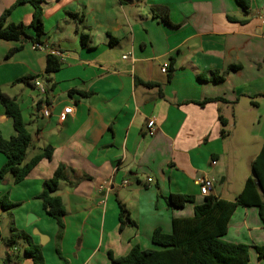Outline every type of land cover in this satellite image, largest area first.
Returning a JSON list of instances; mask_svg holds the SVG:
<instances>
[{"label":"crops","instance_id":"1","mask_svg":"<svg viewBox=\"0 0 264 264\" xmlns=\"http://www.w3.org/2000/svg\"><path fill=\"white\" fill-rule=\"evenodd\" d=\"M18 1L0 0V16ZM250 1L245 11L236 0H45L41 42L63 53L60 69L50 76L45 75L48 53L32 49L34 9L29 3L16 5L9 22L23 23L27 38L10 59L8 52L22 43L0 41V89L34 77L13 87L20 95L6 94L20 105L33 136L27 159L47 146L54 152L22 182L15 184L10 174L0 179V197L19 204L0 207V264H8L7 254L10 264H34L24 257L25 244L5 243L13 230L42 246L46 264H112L110 253L120 258L137 245L159 249L154 231L171 234L174 219L192 217L204 202L202 178L215 180L210 195L235 200L216 186V178L229 181L225 170L236 137L244 139L246 127L256 128L248 139L254 144L251 164L264 143V0ZM162 15L171 25L160 20ZM82 33L91 37L87 47ZM213 73L224 80L214 82ZM36 78L45 94L35 86ZM205 99L222 101L196 103ZM47 106L48 118L42 113ZM67 107L73 112L61 121ZM152 119L155 136L147 133ZM15 134L0 103V136ZM6 160L0 153V169ZM60 166L65 178L55 195L66 209L61 256L57 221L38 198ZM172 194L195 201L171 207ZM121 207L132 221L122 230ZM224 240L251 246L250 263L264 264L255 249L264 246L259 208L239 207Z\"/></svg>","mask_w":264,"mask_h":264},{"label":"trees","instance_id":"2","mask_svg":"<svg viewBox=\"0 0 264 264\" xmlns=\"http://www.w3.org/2000/svg\"><path fill=\"white\" fill-rule=\"evenodd\" d=\"M123 1V0H122ZM245 10L250 8V0H236ZM45 0H19L16 5L29 3L33 9V20L31 27L35 30V37L32 43L41 42L44 35L43 4ZM5 10L0 16V41L23 42L27 38L25 25L23 23H10L9 17L16 7ZM72 17L76 15L71 14ZM161 21L171 25L167 15L158 16ZM81 44L87 47L91 42V37L81 34ZM116 40L112 39L111 44ZM23 48V43L11 49L6 59H10ZM61 67L59 58L48 54L45 75L50 76ZM237 67H231L235 70ZM34 77H24L15 83H30ZM214 82L219 83L224 77L218 73L212 74ZM155 87L153 84H145ZM79 94L87 97L88 93L72 91L71 94ZM212 101H222V99H205L197 104L204 106ZM0 103L6 115L13 120L16 134L10 139L0 136V153L5 155L6 163L0 169V179L6 175H11L14 183L24 181L32 170L43 160L50 161L53 157V148L47 146L30 160L27 159L29 149L33 144L27 125L25 124L23 113L16 99L3 93L0 89ZM223 127L227 125L222 117L220 118ZM222 136H225L222 130ZM65 178V168L60 166L50 180L43 185V191L39 199L51 210V215L57 221V252L61 256L60 242L65 229L64 219L66 209L62 199L56 196L59 183ZM195 198L191 195L172 194L168 198L171 207L183 208L187 203H194ZM0 207L4 209H15L19 204L12 203L8 195L0 197ZM239 207H258L260 215L264 218V143L262 148L252 163V175L246 180L242 191L234 201H228L213 195L204 198L201 205H196L194 215L187 218H177L173 220V230L171 234H165L161 229L154 231L152 241L159 249L144 250L140 246H135L127 256L116 258L109 254L112 264H251V246L242 243H231L224 240L229 228V223L235 211ZM129 214L124 207H121L120 230L131 224ZM25 244L24 257L31 259L34 264H46L42 246L35 244L32 237L24 232L13 230L10 238L5 240L9 247H14L20 242ZM259 256L264 259V246L255 247ZM6 262L10 264L11 256L7 254Z\"/></svg>","mask_w":264,"mask_h":264},{"label":"rangeland","instance_id":"3","mask_svg":"<svg viewBox=\"0 0 264 264\" xmlns=\"http://www.w3.org/2000/svg\"><path fill=\"white\" fill-rule=\"evenodd\" d=\"M18 84L20 83H13L11 84V87L9 88L8 87L3 88L2 92L5 94L7 93L9 95H13V94L20 95V92L18 90L16 89L13 90V87L17 86ZM21 86H25V85L22 84ZM25 113H26V110H25ZM254 123L257 124V122H254ZM226 129L228 133H230L231 135L233 134V131L231 130V128L228 127ZM251 130L254 131L256 130V128H252V126H250V128L248 129L246 127L245 136H244V132H243V136H241L244 139H239L238 137H236L237 138L235 140L236 152L233 153L231 143L229 142L230 150L232 152H230L229 154L228 167L225 170L229 173V176H228L229 181L223 184L221 182L223 179V176H217L216 178L217 179L216 186L220 188L221 190H223L224 195L230 199H234L235 197L239 195V193L241 192V183L244 181L243 180L244 177L246 175L250 176L252 174V164L250 163L251 158H249L248 156V155H253L252 151L254 150V144L252 143V140L251 142L248 141V139L251 137V133H250ZM236 135L239 136V133H237ZM29 154L31 155L30 151H29ZM20 243L23 244L22 241Z\"/></svg>","mask_w":264,"mask_h":264},{"label":"built area","instance_id":"4","mask_svg":"<svg viewBox=\"0 0 264 264\" xmlns=\"http://www.w3.org/2000/svg\"><path fill=\"white\" fill-rule=\"evenodd\" d=\"M261 21L262 23L264 24V15L261 17ZM32 49L34 51H44L52 56H55L57 58H62L63 57V53L54 48V47H51L50 45L46 44V43H43V42H34L32 43ZM126 58V57H125ZM167 65H165L162 69V72L163 73H166L167 71ZM34 84L37 88L40 89V91L45 94V86L43 84V82L39 79H35L34 81ZM73 112V108L72 107H67L64 109L63 113L61 114L60 116V119L61 121H65L66 120V117L71 114ZM43 113V116L44 117H50L51 115V106H47L43 109L42 111ZM147 133L150 135V136H155L156 133H157V127H156V123H155V120L152 119L148 122L147 124ZM217 164V161L216 160H213L212 161V166H215ZM151 181V180H149ZM199 184V189H200V194L202 196H208L211 194L213 188H214V185H215V180L213 178H202L199 180L198 182Z\"/></svg>","mask_w":264,"mask_h":264}]
</instances>
